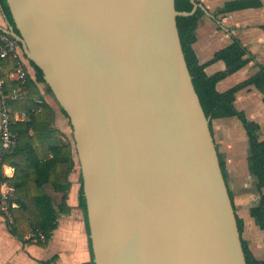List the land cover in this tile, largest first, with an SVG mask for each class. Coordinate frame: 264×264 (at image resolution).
<instances>
[{"label": "water", "instance_id": "95a60500", "mask_svg": "<svg viewBox=\"0 0 264 264\" xmlns=\"http://www.w3.org/2000/svg\"><path fill=\"white\" fill-rule=\"evenodd\" d=\"M67 113L95 264H247L175 0H7Z\"/></svg>", "mask_w": 264, "mask_h": 264}, {"label": "trees", "instance_id": "16d2710c", "mask_svg": "<svg viewBox=\"0 0 264 264\" xmlns=\"http://www.w3.org/2000/svg\"><path fill=\"white\" fill-rule=\"evenodd\" d=\"M0 2L10 23L19 33L7 0H0ZM175 4L178 11L190 12L194 7L192 0H175ZM260 4V0H238L229 3L226 9L236 10L260 6ZM202 15L203 11L198 7L194 13L177 17L185 59L205 114L210 118V126L212 127L214 119L237 116L246 129L250 143L249 167L257 178V189L261 193L258 204L251 207L250 214L264 231V139L257 135V131L260 129L259 123L248 119L245 112L239 110L235 105L236 93L245 86L254 85L264 93V64L258 63L259 71L256 74L231 88L220 91L217 84L254 61L255 56L238 38H235L231 45L218 51L214 58V60H224L226 68L209 74L206 67L212 61L201 63L193 46L196 41L195 31ZM0 64L2 66L0 69V81L2 82L0 99H2L1 92L9 95L7 107L13 111H24L27 114V118L22 121L15 120L11 115V129L16 136V145L4 156V161L15 168L14 176L8 180L15 185V201L19 205L12 209L13 221L10 223V232L22 239L32 234L37 238L38 244H44L57 228L59 213L71 210L67 199L72 186L70 175L75 168L73 144L60 141L56 135L55 109L44 99L40 88V84L43 83L46 86V92L52 93L50 87L45 83L42 70L30 62L35 71L32 75L28 67L23 65L26 82L21 92L14 98L12 95L20 87V84L18 81L12 80L9 73L19 68L21 63L18 58L9 56L1 59ZM61 109L67 115L65 110ZM221 166L225 175L223 161H221ZM80 180L79 206L85 213L90 234L82 176ZM48 185L55 192L63 193L60 203H57L53 195L46 191ZM76 193L78 194V189ZM237 222L242 236L244 221L239 215H237ZM39 233L44 234L43 239L39 237ZM242 244L247 264H264V259L257 258L248 242L243 238ZM92 255L94 258L93 249ZM92 264H95L94 260Z\"/></svg>", "mask_w": 264, "mask_h": 264}, {"label": "crops", "instance_id": "0c3cea01", "mask_svg": "<svg viewBox=\"0 0 264 264\" xmlns=\"http://www.w3.org/2000/svg\"><path fill=\"white\" fill-rule=\"evenodd\" d=\"M195 1L203 15L195 31L196 41L193 46L201 63L212 61L206 67L209 74L226 68L224 60L214 58L218 51L231 45L235 38L255 56L254 61L221 80L217 88L224 91L256 74L259 71L258 63L264 64V0H260V6L236 10H228L226 7L238 0ZM9 23L0 2V27H8ZM40 88L44 99L55 109L54 125L60 129V125L65 123L63 111L49 99L43 83ZM235 105L245 112L248 119L259 123L257 135L264 139V93L254 85L245 86L236 93ZM1 110L0 99V126ZM211 129L220 161L225 164V178L236 214L244 221L242 238L248 242L257 258L264 259V231L250 214L251 207L258 204L261 193L257 189V178L249 167L250 143L246 129L237 116L214 119ZM56 135L60 138V135ZM14 174L15 168L9 177L12 178ZM70 180L72 182L71 175ZM77 189L72 184L67 199L71 210L59 213L57 228L44 244H38L32 234L22 239L11 233L8 219L0 212V264H92L91 237L85 213L79 206ZM46 191L50 194L54 192L57 197L63 195L49 185Z\"/></svg>", "mask_w": 264, "mask_h": 264}, {"label": "built area", "instance_id": "2783aa9c", "mask_svg": "<svg viewBox=\"0 0 264 264\" xmlns=\"http://www.w3.org/2000/svg\"><path fill=\"white\" fill-rule=\"evenodd\" d=\"M22 48L18 41L11 35L0 30V60L14 56L19 59L21 66L15 71L9 73V77L12 80L19 82L18 87L12 97H17L21 92L26 82V72L23 68L22 62ZM0 64V69H1ZM2 89V82L0 81V91ZM1 126H0V212L3 213L8 219L9 223L13 221L12 209L18 207L15 201V185L8 179L10 175H13L14 167L8 166V163L4 161V156L7 152L12 150L16 145V136L11 129V115L15 120L22 121L27 118V114L24 111L13 112L12 109L7 107V99L9 95H5L1 92ZM40 238H44L43 233L38 234Z\"/></svg>", "mask_w": 264, "mask_h": 264}, {"label": "rangeland", "instance_id": "374dc122", "mask_svg": "<svg viewBox=\"0 0 264 264\" xmlns=\"http://www.w3.org/2000/svg\"><path fill=\"white\" fill-rule=\"evenodd\" d=\"M21 55H22V62L24 63V65H26L28 67L30 73L32 75H34L35 71H34V68L31 66L30 61L27 59V57L24 55V53H22ZM44 86H45V84H44ZM46 94L48 95L49 99L54 103L55 106L60 107L58 105L57 101L55 100L52 93L46 92ZM63 115L65 118V123L60 125V129H58L59 127H56V133L58 135H60L59 136L60 141L71 142L73 144L75 168H74V171L71 173V179H72V184H75L77 186L78 194H79L80 193V186H81L80 162H79L78 155H77L76 148H75V142H74V138H73V129H72L70 119L68 118V116L64 112H63ZM52 194H53V197L56 200V202L60 203V201H61L60 195L57 197V194H55L54 192Z\"/></svg>", "mask_w": 264, "mask_h": 264}]
</instances>
